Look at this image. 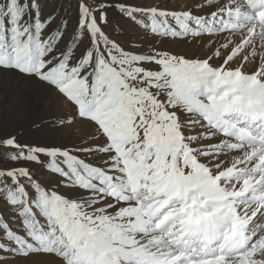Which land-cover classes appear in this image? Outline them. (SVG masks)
<instances>
[{
  "label": "snow or ice",
  "instance_id": "snow-or-ice-1",
  "mask_svg": "<svg viewBox=\"0 0 264 264\" xmlns=\"http://www.w3.org/2000/svg\"><path fill=\"white\" fill-rule=\"evenodd\" d=\"M4 75L0 264H264V0H0Z\"/></svg>",
  "mask_w": 264,
  "mask_h": 264
},
{
  "label": "rangeland",
  "instance_id": "rangeland-1",
  "mask_svg": "<svg viewBox=\"0 0 264 264\" xmlns=\"http://www.w3.org/2000/svg\"><path fill=\"white\" fill-rule=\"evenodd\" d=\"M160 47L188 51L187 46L177 47L165 44ZM66 111L63 105L53 111L43 102H37L31 91L14 76L4 75L0 78V131L3 133H18L21 139L28 143L46 141L55 143V134L46 127V123L50 116L64 115ZM34 123L39 124V127H34ZM84 131L82 125L68 128L59 140L78 143Z\"/></svg>",
  "mask_w": 264,
  "mask_h": 264
}]
</instances>
